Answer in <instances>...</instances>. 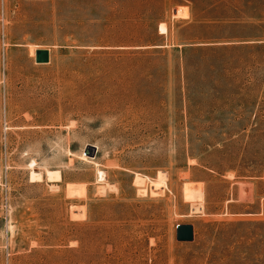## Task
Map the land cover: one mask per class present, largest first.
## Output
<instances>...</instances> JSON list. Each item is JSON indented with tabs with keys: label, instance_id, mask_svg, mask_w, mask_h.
I'll list each match as a JSON object with an SVG mask.
<instances>
[{
	"label": "rangeland",
	"instance_id": "1",
	"mask_svg": "<svg viewBox=\"0 0 264 264\" xmlns=\"http://www.w3.org/2000/svg\"><path fill=\"white\" fill-rule=\"evenodd\" d=\"M0 264H264V0H0Z\"/></svg>",
	"mask_w": 264,
	"mask_h": 264
},
{
	"label": "bare ground",
	"instance_id": "2",
	"mask_svg": "<svg viewBox=\"0 0 264 264\" xmlns=\"http://www.w3.org/2000/svg\"><path fill=\"white\" fill-rule=\"evenodd\" d=\"M36 49H37V47H35V46L31 47L30 54H31L32 57H35ZM93 148H95V147H93ZM97 169H98L97 170V176H98L99 180L106 181L107 182L106 184L108 186L113 187L114 184L113 183H109L108 180H107L106 171L102 170V169H99V168H97ZM46 172H47V175L50 176V177H53V179H54V177H57V178L60 177V172L59 171L47 170ZM40 177H41V172H37L36 169L32 168V170H31V178L33 179V178H40ZM165 179H167L166 173L164 171H159L158 180H165ZM145 181H146V177L145 176H142L141 174H136L135 184H137L138 186H143L145 184Z\"/></svg>",
	"mask_w": 264,
	"mask_h": 264
},
{
	"label": "water",
	"instance_id": "3",
	"mask_svg": "<svg viewBox=\"0 0 264 264\" xmlns=\"http://www.w3.org/2000/svg\"><path fill=\"white\" fill-rule=\"evenodd\" d=\"M35 60L38 63L50 61V50L46 48L36 49ZM94 147V146H93ZM176 237L179 241H191L194 239V226L190 223L176 225Z\"/></svg>",
	"mask_w": 264,
	"mask_h": 264
}]
</instances>
